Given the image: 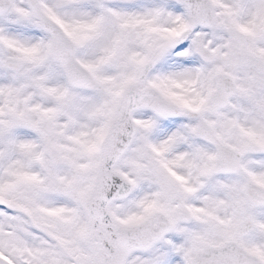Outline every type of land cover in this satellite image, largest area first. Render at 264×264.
Masks as SVG:
<instances>
[{
    "label": "snow or ice",
    "instance_id": "6c2138e0",
    "mask_svg": "<svg viewBox=\"0 0 264 264\" xmlns=\"http://www.w3.org/2000/svg\"><path fill=\"white\" fill-rule=\"evenodd\" d=\"M0 264H264V0H0Z\"/></svg>",
    "mask_w": 264,
    "mask_h": 264
}]
</instances>
